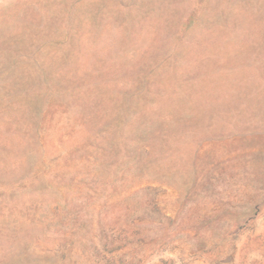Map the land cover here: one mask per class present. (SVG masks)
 I'll use <instances>...</instances> for the list:
<instances>
[{
  "label": "rangeland",
  "instance_id": "1",
  "mask_svg": "<svg viewBox=\"0 0 264 264\" xmlns=\"http://www.w3.org/2000/svg\"><path fill=\"white\" fill-rule=\"evenodd\" d=\"M0 264H264V0H0Z\"/></svg>",
  "mask_w": 264,
  "mask_h": 264
}]
</instances>
